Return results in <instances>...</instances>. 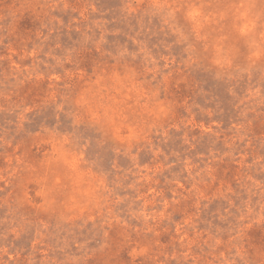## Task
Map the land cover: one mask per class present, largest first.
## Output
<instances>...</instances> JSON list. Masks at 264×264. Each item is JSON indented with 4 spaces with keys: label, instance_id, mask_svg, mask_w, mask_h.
Here are the masks:
<instances>
[{
    "label": "rangeland",
    "instance_id": "374dc122",
    "mask_svg": "<svg viewBox=\"0 0 264 264\" xmlns=\"http://www.w3.org/2000/svg\"><path fill=\"white\" fill-rule=\"evenodd\" d=\"M0 264H264V0H0Z\"/></svg>",
    "mask_w": 264,
    "mask_h": 264
}]
</instances>
